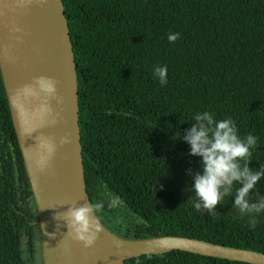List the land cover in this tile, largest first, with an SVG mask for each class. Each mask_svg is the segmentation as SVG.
Returning a JSON list of instances; mask_svg holds the SVG:
<instances>
[{"label":"trees","instance_id":"16d2710c","mask_svg":"<svg viewBox=\"0 0 264 264\" xmlns=\"http://www.w3.org/2000/svg\"><path fill=\"white\" fill-rule=\"evenodd\" d=\"M79 82V125L90 202L101 223L130 241L183 237L264 254L256 226L225 197L197 211L183 130L208 110L258 138L250 167L264 166V0H63ZM169 33H179L169 42ZM167 66V83L154 76ZM177 129L181 138L175 139ZM122 205L107 207L105 190ZM235 188L233 189V193ZM264 195V177L251 190ZM36 201L0 67V264H31ZM40 230V228H39ZM25 242L27 250L23 249ZM38 258L43 262L42 249ZM126 264H246L174 251Z\"/></svg>","mask_w":264,"mask_h":264},{"label":"water","instance_id":"95a60500","mask_svg":"<svg viewBox=\"0 0 264 264\" xmlns=\"http://www.w3.org/2000/svg\"><path fill=\"white\" fill-rule=\"evenodd\" d=\"M0 67L36 201L43 264H126L174 251L264 264L263 253L196 239L125 240L102 223L93 246L85 248L73 240L62 214L90 199L79 125V82L63 0H0ZM41 81L52 82L55 91L42 90ZM26 86L32 94L25 93Z\"/></svg>","mask_w":264,"mask_h":264},{"label":"clouds","instance_id":"9594fccd","mask_svg":"<svg viewBox=\"0 0 264 264\" xmlns=\"http://www.w3.org/2000/svg\"><path fill=\"white\" fill-rule=\"evenodd\" d=\"M178 37L179 33L168 34L169 42H175ZM153 74L161 85L167 83L166 65L155 66ZM40 87L47 92L55 91L50 81H41ZM24 91L27 94L33 92L27 86ZM191 122V126L183 130L182 139L189 146L188 155L199 158V170H186L192 179L188 189L194 193L193 207L197 211L205 209L209 214H214L217 212L216 206L221 205L225 197L234 195L233 206L242 216L249 217V226L254 228L255 217L264 212V195L255 201L250 199L251 190L264 177V166H260L257 171L249 166L252 153L259 146L258 138L251 133L241 137L234 120H218L208 110L196 112ZM174 137L181 138L179 129ZM102 195L107 197L108 208L122 205L120 197L108 192L106 187ZM104 207L103 200L69 206L62 214L68 228L67 235L82 242L85 248L93 246L101 231V212ZM48 235L53 236L54 233Z\"/></svg>","mask_w":264,"mask_h":264},{"label":"rangeland","instance_id":"374dc122","mask_svg":"<svg viewBox=\"0 0 264 264\" xmlns=\"http://www.w3.org/2000/svg\"><path fill=\"white\" fill-rule=\"evenodd\" d=\"M35 248L36 252L34 256H31L28 252L25 254L26 258H28L31 262V264H43V262L38 258V252L42 249V243H41V232L39 230V227L36 226L35 230ZM23 249L27 250V246L25 242L23 243Z\"/></svg>","mask_w":264,"mask_h":264}]
</instances>
